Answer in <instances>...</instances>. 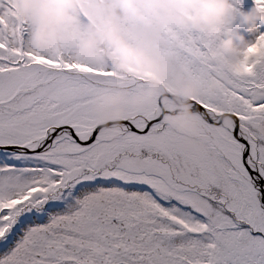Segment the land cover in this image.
Here are the masks:
<instances>
[{
	"label": "snow or ice",
	"instance_id": "snow-or-ice-1",
	"mask_svg": "<svg viewBox=\"0 0 264 264\" xmlns=\"http://www.w3.org/2000/svg\"><path fill=\"white\" fill-rule=\"evenodd\" d=\"M161 27L157 50L199 87L190 144L174 87L38 49L0 0V264H264V48L231 61L216 29Z\"/></svg>",
	"mask_w": 264,
	"mask_h": 264
},
{
	"label": "clouds",
	"instance_id": "clouds-1",
	"mask_svg": "<svg viewBox=\"0 0 264 264\" xmlns=\"http://www.w3.org/2000/svg\"><path fill=\"white\" fill-rule=\"evenodd\" d=\"M17 5L21 17L31 23L36 48L49 50L67 41L86 56L104 59L119 71L130 64L152 72L150 91L164 84L174 87L173 99L179 109L170 115L180 127H187L188 121L176 117L192 118L193 134L185 140L189 144L195 140L196 123L189 97L198 94L199 87L178 69L173 75L171 62L157 50L161 26L216 29L217 47L231 61L242 59L246 51L251 56L264 48V41L256 40L264 29V7L255 3L246 6L245 0H17ZM120 115L122 109L113 107L104 119Z\"/></svg>",
	"mask_w": 264,
	"mask_h": 264
},
{
	"label": "rangeland",
	"instance_id": "rangeland-1",
	"mask_svg": "<svg viewBox=\"0 0 264 264\" xmlns=\"http://www.w3.org/2000/svg\"><path fill=\"white\" fill-rule=\"evenodd\" d=\"M253 4V0H245L246 6H251Z\"/></svg>",
	"mask_w": 264,
	"mask_h": 264
}]
</instances>
